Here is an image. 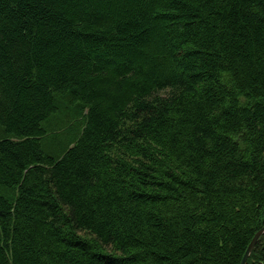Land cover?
I'll use <instances>...</instances> for the list:
<instances>
[{"label": "trees", "instance_id": "trees-1", "mask_svg": "<svg viewBox=\"0 0 264 264\" xmlns=\"http://www.w3.org/2000/svg\"><path fill=\"white\" fill-rule=\"evenodd\" d=\"M263 226L264 0H0V264H240Z\"/></svg>", "mask_w": 264, "mask_h": 264}, {"label": "water", "instance_id": "water-1", "mask_svg": "<svg viewBox=\"0 0 264 264\" xmlns=\"http://www.w3.org/2000/svg\"><path fill=\"white\" fill-rule=\"evenodd\" d=\"M263 234H264V226H263L261 229H259V230L255 233V235L253 236L252 240L250 241L249 245L247 246V249H246V251H245V253H244V255H243L242 259H241L240 264H245V263H246L247 259H248L249 256L251 255V253H252V251H253V249H254V247H255V245H256L258 239H259Z\"/></svg>", "mask_w": 264, "mask_h": 264}]
</instances>
